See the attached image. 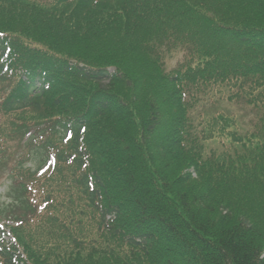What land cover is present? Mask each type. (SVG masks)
<instances>
[{
  "label": "trees",
  "instance_id": "16d2710c",
  "mask_svg": "<svg viewBox=\"0 0 264 264\" xmlns=\"http://www.w3.org/2000/svg\"><path fill=\"white\" fill-rule=\"evenodd\" d=\"M83 1L33 5L42 11L23 20L27 7L14 12L9 0H0V12H13L0 22V32L20 37L12 55L23 59L31 46H41L45 55L27 62V69L42 68L52 83L45 92L22 81L5 102L7 110L33 108L47 120L66 117L55 122L56 128L63 134L72 130L73 168L86 167L80 174L73 171V181H57L68 195L58 200L47 227L59 244L47 257L27 244V263L264 264V221L224 194L246 188L264 213L259 204L264 201V47L255 48L264 43V0H200L205 11L194 0H122L117 12L128 11L133 23L116 27L126 41L113 50L106 48L112 42L102 40L95 54L112 53L101 66L95 59L60 53L46 40L61 30L68 31L65 35L84 31L85 7H90L80 6ZM155 2L166 3L159 8ZM233 14L234 24L223 25ZM13 19L22 21L15 25ZM11 25L18 28L8 29ZM167 46L188 50L186 65L171 78L158 59ZM137 71L144 75L142 90ZM4 73L0 66V78ZM150 89L161 103L143 106L138 99L152 96ZM214 93L243 110L252 108L256 128H237L239 115L232 108L208 111L202 101L211 103ZM67 104L74 107L70 115L59 114ZM196 108L203 111L198 117ZM228 139L234 158L231 148L208 149L209 141L226 145ZM88 215L104 229L99 259L79 257ZM64 250L72 252L67 256ZM2 255L13 264L14 254Z\"/></svg>",
  "mask_w": 264,
  "mask_h": 264
},
{
  "label": "rangeland",
  "instance_id": "374dc122",
  "mask_svg": "<svg viewBox=\"0 0 264 264\" xmlns=\"http://www.w3.org/2000/svg\"><path fill=\"white\" fill-rule=\"evenodd\" d=\"M12 3V11L14 12H18L19 9L23 8L24 6L27 8H23L25 10H29L24 14V19L23 20H28L30 17H34L37 18L39 12L38 11H42L41 8L38 7H44L45 5H39V2H46L48 0H9ZM196 3H201L200 0H194ZM119 2V1H118ZM123 2V1H122ZM120 3V2H119ZM164 3L166 2H159L155 4L162 6ZM214 6V8H218V2L217 1H212L211 2ZM31 4V5H29ZM183 4H185V2H183ZM36 5V6H33ZM80 6H88L90 8H86L85 7V15H87V25L84 28V31L81 33H77V32H70L67 35H65L66 32H61L58 31L59 34L54 35L51 31H49L50 33H52V37H48L46 38L47 42L51 45V48L54 50H57L60 53H64L68 56L71 57H77V58H81L84 60H90V59H95V65L96 66H101L104 63L107 62V60L111 57V53L112 51H108V50H104L102 51V53L100 55L95 54L96 50L103 46L101 45L102 40H106L108 42H112V46L110 47H106L108 49H114V47L116 45H119L121 41H126L125 36H123V32L121 30H119V28H124V26H126L127 28L129 27V24H132L133 21L129 20L132 18L128 11L126 12H117L119 5L118 4H113L115 6H107V5H101V6H96L91 4L89 1H83L81 4H79ZM201 9L202 11H205L203 8L205 6L204 3H201ZM131 5L128 4V2H126L125 7L126 9H128ZM154 6V5H153ZM2 7V6H1ZM94 7V8H93ZM37 8V9H36ZM120 8V7H119ZM32 9H35V12H31ZM235 9V8H234ZM121 10V8H120ZM0 11H2L0 9ZM225 11L224 8H222L221 13L223 14ZM13 12H11L12 14ZM22 13V12H21ZM209 14H211L210 12H208ZM11 14H9V11L7 12H0V22H2L4 19H8L6 17L11 18ZM117 14V15H115ZM5 17V18H3ZM233 19H234V14L232 16H230L229 18H226V23L223 25H233ZM111 20V25H109V21ZM20 21H22V19H13L11 20V22H13L15 25H18L17 23H19ZM123 21V22H122ZM222 22V21H221ZM25 23L27 24L28 27H30V21H25ZM30 23V24H29ZM224 23V22H222ZM2 23H0V26ZM24 25V24H23ZM20 25V26H23ZM124 25V26H123ZM226 25V26H227ZM119 27V28H116ZM131 27V26H130ZM9 28H18L15 27L14 25H11V27ZM61 33V34H60ZM260 45L256 46L255 48L261 49L264 47V43L263 42H259ZM124 43H122L123 47H124ZM114 46V47H113ZM33 50V49H32ZM91 50V51H90ZM126 50H128L126 48ZM35 51V50H33ZM44 51V50H42ZM43 53V52H42ZM161 55H162V61L164 63V70H165V74L170 76V74L172 75L174 73V71L177 69V67L184 65L185 63H187L188 61V50L183 49V47H177L175 50L171 51L169 49H164L163 51H161ZM92 62V61H90ZM94 63V62H92ZM138 70V69H137ZM135 77H136V82L138 85V88L140 90H142V86L145 85V80H144V75L142 72L137 71L135 73ZM152 96H149L148 98L142 96V98L138 99L141 104L143 106H150L152 102H156V103H161V102H157L156 98L153 97V95L155 94V92L157 93V91H155L154 89H150ZM132 94V93H131ZM152 97V98H151ZM217 96H214L211 98L214 99ZM200 105V104H199ZM234 105V106H233ZM208 111H216L217 113H220L219 110H224L225 108H232L230 110H232V112L237 113L239 116L237 117V119L239 120V123L237 124V128L238 126H240L241 131H250L255 129L256 127L254 126L255 124V114H254V110L252 108H249L248 111L243 110L242 107H240V104L238 103H223L221 105V108L219 105H213V104H207L206 105ZM212 107H217L216 109H213ZM74 107L72 105H66L64 107V112H61L59 114H66V115H70V113L73 111ZM203 111H201L199 108H196L195 114L197 115V117L199 116L200 113H202ZM29 115L27 117H31V115H33V113H28ZM240 117V119H239ZM242 119V120H241ZM44 120V119H43ZM241 120V123H240ZM246 122V124H245ZM24 123H30L28 118H25V122ZM10 134V132L8 133ZM14 134V133H13ZM22 138V135H17L15 134V136L11 137V141L7 150V155L8 157H10L11 155L14 157H16L20 151H21V146H20V140ZM223 148H231V151H229V153L231 154V157L234 158V148L231 146L230 144V140L228 139L226 141V145H222L219 140L218 141H209L208 144V149L211 150L212 148L214 149H218L221 150ZM255 147V146H253ZM228 150V149H227ZM238 153L241 154V147L237 149ZM245 152V150H244ZM10 162H7L6 164H9ZM72 171V170H71ZM5 166L2 167V172L0 174V206L4 211L7 210H11L14 207H17L20 205L19 202H16V205L14 204V202L16 200H18V197L20 194H22L21 189H15L13 188V182H11V180L8 178V175L5 174ZM64 175H66V171H64ZM227 192H225L224 194L226 196H228L230 198V200L234 203H236V205H240L242 202V206L247 209L249 212L251 211H256L257 213H259V217L262 221H264V213H261V209L260 208H256L255 204L253 203V200L250 199V195H247L244 191H248L246 188H242V189H238L236 191H228L225 190ZM250 196V197H249ZM259 204L261 206H264V201H260ZM91 212V211H90ZM85 223L88 226V228H86V230H88V233L86 234L87 237H84L83 239L79 240L78 242L84 241V243L81 246V249L79 252V257L81 258H87L90 254L93 255V257L95 259H99L100 258V254H99V250L100 247L103 246L105 247L104 244V240L100 239V233L98 232V230H100V222H98L96 220V218L93 220V217L91 215H88L87 219H85ZM31 231L27 232V235L30 234ZM26 234V232H25ZM21 239V238H20ZM21 241L23 242L24 246L27 247V243L21 239ZM86 242V243H85ZM59 243L54 244L53 240H47V242L45 244H33V249L36 250L39 254H43V257H47L49 255H51L52 253V247L53 245H57ZM79 243L73 245V247L76 249L78 248ZM31 247L28 245V249ZM82 248L85 249L86 251H82ZM109 248H113L112 246H110ZM67 254V256H69L71 254V250H64ZM63 257H65V255H63ZM53 260V259H52ZM34 261L30 259V264H33Z\"/></svg>",
  "mask_w": 264,
  "mask_h": 264
}]
</instances>
